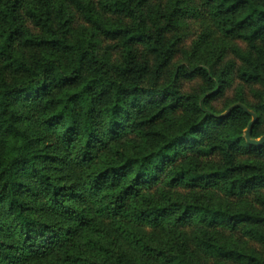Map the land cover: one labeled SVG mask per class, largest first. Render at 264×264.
<instances>
[{
    "label": "rangeland",
    "instance_id": "rangeland-1",
    "mask_svg": "<svg viewBox=\"0 0 264 264\" xmlns=\"http://www.w3.org/2000/svg\"><path fill=\"white\" fill-rule=\"evenodd\" d=\"M81 1L91 8L98 25L87 22L73 0H22L17 11L18 23L37 40L58 37L75 42L89 39L95 44L99 57L105 58L111 66L120 63L124 51L121 40L124 37H108L100 27L130 29L135 25V18L105 12L101 6L102 0ZM30 8L39 10L44 18L48 17V25L37 22L29 14ZM176 8L181 12L175 14ZM138 12L148 33L161 34L164 45H174L171 61L159 69L154 54L145 44L132 43L134 63L147 67L143 86L175 88L187 100L179 108L166 111L155 120L154 116L159 110L147 105L137 107L132 112L136 124L133 126L126 120L117 138L108 137L106 118L104 113L99 114L98 129L106 142L99 145L100 151L89 164L78 162V147H69L62 141L60 126L50 127L46 123L54 111L27 100L14 101L13 106L19 117L17 124L27 131L33 141L32 147L43 156L36 165L56 184L61 176L62 184L75 183L74 189L80 195L71 191L69 200L90 220L88 227L74 226L76 230L68 240L63 231L61 236L66 243L57 248L59 250L51 252L53 254L35 258L33 262L21 260L18 264H264V223L247 222L234 228L231 223H213L210 218H203L199 214L179 220L183 211L173 207L170 216L163 218L159 225H154L137 219L130 211L134 206L147 207L151 200L157 205L169 207L173 203L201 204L233 213L247 211L264 215L262 182L252 185L243 197H228L221 182L208 186L197 184L195 187L186 183H170L173 173H168L175 167L202 173L223 166L222 151L196 155L192 150L180 155L159 179L143 185L140 194L129 199L120 215L111 213L110 209L105 210L110 202L107 192L93 196L89 191V178L93 173L109 165H121L127 157L148 152L155 147L160 133L178 134L199 118V112L192 103L194 98L202 97L209 86L208 80L200 73L184 75L181 66L190 70L202 66L220 79L222 86L218 95L211 100V107L222 114L243 107L245 115L242 110L235 114L234 124L241 126L246 142L257 146L264 144V38L248 42L241 37L240 31L225 34L206 0H146ZM23 41L24 37L14 40V53L33 70L45 59L56 58L63 64L69 61V52L61 47L25 44ZM256 71L260 73L259 79L245 75ZM26 74L28 72L24 68L17 69L16 63L7 67L6 60H0V83H12ZM103 103L100 100L98 106ZM77 107L75 103L74 108ZM253 126L255 130L250 135ZM228 127L229 123L219 130ZM210 142L220 143L215 135L205 141L207 144ZM232 152L236 163L260 165L264 170V153L249 154L240 148ZM57 155L67 159L63 163L58 162ZM68 173L71 174L69 178L66 177ZM23 180L27 189L20 196L29 213L52 222L51 212L47 209L49 196L42 185L39 186L36 174H27ZM0 211H6L3 204ZM5 221L11 225L6 215ZM0 241L11 243L3 230H0ZM15 245L19 247V243ZM216 245L230 248L236 253L228 255L218 250ZM0 264L6 263L0 260ZM11 264H17V259Z\"/></svg>",
    "mask_w": 264,
    "mask_h": 264
},
{
    "label": "trees",
    "instance_id": "trees-1",
    "mask_svg": "<svg viewBox=\"0 0 264 264\" xmlns=\"http://www.w3.org/2000/svg\"><path fill=\"white\" fill-rule=\"evenodd\" d=\"M21 2L22 0H0V19L4 23L0 24V60H6L7 67L16 63L18 70L24 68L28 72L24 78H17L12 83H0V205L3 204L6 210L0 211V230L11 239V243L0 241V260L6 264H11L15 259L18 264L21 260L33 262L35 258H43L66 243L61 236L63 231L68 240L76 230L74 226L85 228L90 222L69 200L71 191L80 195L74 189L75 183L62 184L61 176L56 184L36 165L43 156L32 147L33 141L27 131L17 124L19 117L13 106L14 101L27 100L35 103L33 105L54 111L46 123L50 127L60 126L62 141L69 147H78V162L89 164L100 151L99 145L106 142L98 129L99 114L104 113L106 118L108 137L117 138L122 133L126 120L133 126L136 124L132 112L137 107L147 105L159 110L154 116L155 120L164 112L179 108L187 100L175 88L158 89L142 84L148 71L145 65L134 63L132 43L145 44L154 54L159 69L171 61L174 53V45H164L161 34H151L144 29L138 8L146 0H102L101 6L105 12L135 18V25L130 29L100 27L108 37H124L121 40L124 50L122 61L114 66L97 55L95 44L89 39L68 42L58 37L41 40L34 38L18 23L17 11ZM73 2L87 22L98 25L88 5L81 0ZM206 2L212 7V15L225 34L240 31L241 37L248 42L264 38V0ZM180 12V9H175V14ZM29 14L37 22L48 25V17L40 15L39 10L30 8ZM18 37H24L25 44L61 47L69 52V61L63 64L56 58L45 59L33 70L14 53L13 43ZM181 69H184V75L200 73L208 80L209 86L202 97L194 98L192 103L199 112V118L178 134L160 133L153 149L142 155L127 157L121 165H109L100 169L89 178L91 194L96 196L107 192L110 202L105 210L110 209L115 215L122 214L129 199L138 196L143 185L159 179L173 161L192 150H195L196 155L222 151L224 165L202 173L175 167L168 173H173L169 180L172 185L186 183L195 187L197 184L208 186L221 182L228 197H243L252 185L264 183L262 166L238 164L232 152L240 148L249 154L264 153V144L257 146L246 142L241 126L234 124L235 114L245 109L240 106L241 108L231 109L226 114L216 112L210 103L220 92L222 81L202 66L193 70L181 66ZM245 75L251 79L260 78L258 71ZM100 100L104 101L102 106H98ZM75 103L78 105L76 109ZM243 114L245 115L244 111ZM227 123L228 128L219 130ZM254 130L255 126L250 135H253ZM214 135L220 143H205ZM57 159L63 163L67 157L57 155ZM30 173L36 174L39 186L42 185L43 191L49 196L50 205L47 209L51 212L52 222L30 214L27 205L21 200L20 193L27 189L23 178ZM70 175L68 173L66 177L69 178ZM149 201L147 207L134 206L130 211L137 219H144L154 225H159L163 218L170 216L173 207L183 211L179 220L199 214L203 218H210L213 223L226 221L234 228L241 223H264V215L247 211L233 213L230 210L188 203H173L169 207ZM5 215L7 220L10 218L11 225L6 224ZM16 242L19 247L15 245ZM216 248L228 255L236 253L227 247L216 245Z\"/></svg>",
    "mask_w": 264,
    "mask_h": 264
}]
</instances>
